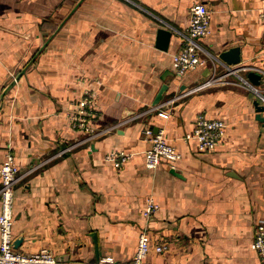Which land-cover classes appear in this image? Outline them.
Returning <instances> with one entry per match:
<instances>
[{
    "label": "crops",
    "instance_id": "0c3cea01",
    "mask_svg": "<svg viewBox=\"0 0 264 264\" xmlns=\"http://www.w3.org/2000/svg\"><path fill=\"white\" fill-rule=\"evenodd\" d=\"M196 2L210 10L206 63L178 76V32ZM262 13L264 0H0V165L11 151L21 174L14 248L92 263L97 243L99 260L131 264L147 226L145 264H260L251 244L264 222V126L253 104H264ZM158 27L173 33L165 51ZM235 46L237 69L194 90L224 74L218 56ZM84 97L94 100L92 132L70 120ZM198 114L227 125L211 151L184 139ZM149 128L164 130L179 161L146 167ZM113 150L132 156L117 168L105 159ZM148 198L160 211L146 223Z\"/></svg>",
    "mask_w": 264,
    "mask_h": 264
},
{
    "label": "built area",
    "instance_id": "2783aa9c",
    "mask_svg": "<svg viewBox=\"0 0 264 264\" xmlns=\"http://www.w3.org/2000/svg\"><path fill=\"white\" fill-rule=\"evenodd\" d=\"M264 19V13L261 14ZM210 10L203 2H196L190 9L189 25L183 32H178L180 36V48L173 55V67L178 76H183L187 71L196 70L204 65L206 60L203 56V48L200 40L209 33ZM223 73L216 77H211L205 82L197 85L194 90L200 87H208L220 82L227 73L234 72L237 68L224 64ZM214 69L218 66L213 63ZM241 80L248 85L246 79ZM264 102V97L259 95ZM75 110L70 115V120L80 129L87 132L93 131L92 123L95 119L94 100L84 97L77 101ZM167 117L165 113H160ZM227 125L223 119L209 118L204 114H198L195 118L193 130L186 134L185 141L194 140L197 150L201 152L213 150L226 137ZM146 134L150 138L151 147L144 152L145 165L147 168H156L163 162L173 165L182 157L181 153L169 143L163 129L154 132L151 128L146 129ZM132 154L117 150L106 155L108 161L120 168ZM20 168L15 156L11 151L5 154V160L0 165V264H116L111 258L99 260L97 263H89L79 260H60L49 250L42 249L36 253H20L14 248L13 223H14V187L20 180ZM160 211V206L153 198L146 200V205L142 215L146 223L151 221ZM252 249L258 254L260 264H264V222L257 224L254 239L251 244ZM160 253L166 249V245L154 247ZM151 241L145 226L139 232L137 246L131 264H145L150 251Z\"/></svg>",
    "mask_w": 264,
    "mask_h": 264
},
{
    "label": "water",
    "instance_id": "95a60500",
    "mask_svg": "<svg viewBox=\"0 0 264 264\" xmlns=\"http://www.w3.org/2000/svg\"><path fill=\"white\" fill-rule=\"evenodd\" d=\"M173 33L170 29H167L165 27H158L157 31H156V47L161 49V50H167L168 49V45L169 42L171 40ZM220 63L229 66V67H233L236 68V66H238L240 64V48L235 46V47H231L225 51H222L217 59ZM246 78L248 80V82L252 85V86H256L259 85L262 79V76L260 74H258L255 71H248ZM162 81H165V77L162 78ZM168 89V84L165 82L159 89L152 105L153 106H157L159 105L163 94L166 92V90ZM254 107H255V118L262 123V125L264 126V116L262 115V113H264V104H260L258 100H255L253 102ZM21 241L20 239L18 241H16L14 243L15 247L17 244H19ZM99 262V253H98V246L96 243L95 246V258L94 261L92 263H97Z\"/></svg>",
    "mask_w": 264,
    "mask_h": 264
},
{
    "label": "rangeland",
    "instance_id": "374dc122",
    "mask_svg": "<svg viewBox=\"0 0 264 264\" xmlns=\"http://www.w3.org/2000/svg\"><path fill=\"white\" fill-rule=\"evenodd\" d=\"M94 134H95V132H94ZM113 151H117V150H113ZM107 155V154H106ZM105 159L107 160V158H106V156H105ZM114 165V164H113ZM116 167V166H115ZM118 168V167H117Z\"/></svg>",
    "mask_w": 264,
    "mask_h": 264
}]
</instances>
